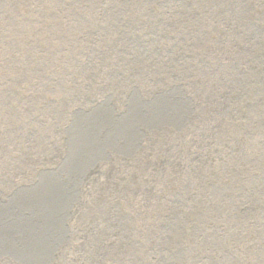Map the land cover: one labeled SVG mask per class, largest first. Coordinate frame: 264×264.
<instances>
[{
	"label": "rangeland",
	"instance_id": "1",
	"mask_svg": "<svg viewBox=\"0 0 264 264\" xmlns=\"http://www.w3.org/2000/svg\"><path fill=\"white\" fill-rule=\"evenodd\" d=\"M0 264H264V0H0Z\"/></svg>",
	"mask_w": 264,
	"mask_h": 264
}]
</instances>
